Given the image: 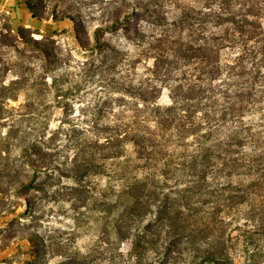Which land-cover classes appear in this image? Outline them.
I'll use <instances>...</instances> for the list:
<instances>
[{"label": "trees", "instance_id": "trees-1", "mask_svg": "<svg viewBox=\"0 0 264 264\" xmlns=\"http://www.w3.org/2000/svg\"><path fill=\"white\" fill-rule=\"evenodd\" d=\"M101 12L93 45L82 44L99 57L77 72L61 70L53 40L12 28L41 65L4 90L53 94L40 105L63 116L53 128L38 105H22L31 132L7 139L25 146L35 181L74 180L80 217L101 221L91 251L57 264H264V0H113ZM119 31L131 49L104 42ZM93 176L110 179L97 198ZM38 183L19 190L49 195Z\"/></svg>", "mask_w": 264, "mask_h": 264}, {"label": "rangeland", "instance_id": "rangeland-1", "mask_svg": "<svg viewBox=\"0 0 264 264\" xmlns=\"http://www.w3.org/2000/svg\"><path fill=\"white\" fill-rule=\"evenodd\" d=\"M28 1L33 4L40 24L24 32L26 39L31 41L46 37L53 40L51 47L54 53L64 60L61 70L77 72L79 68L76 67L80 64L99 57L86 52L82 44L87 48L93 45L94 29L99 20L93 17L99 18L101 10L113 0ZM65 13L80 16L83 23L81 18L78 23L70 19L55 21ZM9 18L6 13H0V109L5 111L0 114V215L5 217V225L0 228V264H57L67 254L82 258L98 244L101 229V221L97 220L99 213L89 212L86 215L90 218L80 217L79 214L87 210L70 201L67 186L75 185L74 180L60 178L58 173L51 179L48 176L50 173L42 172L35 181L34 171L25 164V146L20 140H9L6 136L11 128L31 132L34 122L28 119L33 114L22 106L27 103L38 105L40 116L42 119L50 118L53 128L58 126L63 116L60 109L52 114L45 106L51 103L53 94L39 96L37 89L32 88L4 90V87L19 79L26 67L39 68L41 65L35 56L38 51L32 45L16 39V33L12 31L15 27ZM52 30L59 33L50 34ZM104 42L132 48L123 37V31L106 33ZM81 97L82 94H79L75 99L76 112L81 108ZM168 101L166 92L161 102ZM42 103L45 105L41 106ZM109 180L105 176H93L86 181L94 198L99 196L101 188L109 185ZM31 181L35 182L33 186H37L38 182L44 184L49 195L35 188L19 190L22 184ZM57 183L56 186L51 185ZM37 235L41 238H37ZM63 246L68 248L65 253L61 251ZM124 248L127 249V246ZM238 264H242V260Z\"/></svg>", "mask_w": 264, "mask_h": 264}, {"label": "crops", "instance_id": "crops-1", "mask_svg": "<svg viewBox=\"0 0 264 264\" xmlns=\"http://www.w3.org/2000/svg\"><path fill=\"white\" fill-rule=\"evenodd\" d=\"M0 13H6L11 17V23L15 28L38 27L40 22L33 17V13L24 0H0ZM5 225V217L0 215V228Z\"/></svg>", "mask_w": 264, "mask_h": 264}]
</instances>
